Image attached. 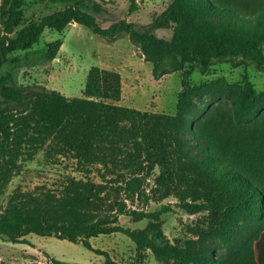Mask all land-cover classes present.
I'll list each match as a JSON object with an SVG mask.
<instances>
[{
	"label": "trees",
	"instance_id": "1",
	"mask_svg": "<svg viewBox=\"0 0 264 264\" xmlns=\"http://www.w3.org/2000/svg\"><path fill=\"white\" fill-rule=\"evenodd\" d=\"M32 1L66 6L25 20L29 0H1L0 68L13 52L39 41L46 27L63 31L76 22L110 41L129 34L158 79L187 64L202 73L223 62L264 71V0H172L148 23L124 18L107 27L96 17L106 11L98 0ZM137 9L132 0L130 10ZM163 29H172L171 36L157 34ZM61 45V39L48 43L45 58L55 59ZM207 86H187L171 114L120 104L121 72L99 65L91 67L82 97L18 83L11 72L1 74L0 192L23 162L41 150L53 162L75 160L84 173L96 169L101 180L66 175L53 186H17L0 211V233L14 243L26 242L29 233L82 242L103 253L106 264L122 263L94 247L91 239L118 231L163 264H259L255 241L264 232V121L256 119L264 117V91L257 92L251 81L230 89L233 119L247 130L238 136L196 120L201 110L196 99L204 97ZM156 167L161 169L157 197L174 194L181 208L192 214L208 211L217 225L207 232L196 230L198 239L178 243L162 226V213L172 209L170 204L151 211L131 208L128 200L144 194L143 172ZM123 214L149 222L143 228L127 227L120 222Z\"/></svg>",
	"mask_w": 264,
	"mask_h": 264
},
{
	"label": "rangeland",
	"instance_id": "2",
	"mask_svg": "<svg viewBox=\"0 0 264 264\" xmlns=\"http://www.w3.org/2000/svg\"><path fill=\"white\" fill-rule=\"evenodd\" d=\"M106 7L102 14H96L98 22L107 27L111 23L128 19L145 24L160 13L172 0H137L138 9L131 11L132 0H98ZM1 2V0H0ZM59 2L29 0L24 7L25 20H38L43 15L64 8ZM1 29V25H0ZM158 35L170 37L172 29L156 31ZM62 40V45L53 60L44 56L48 43ZM12 59L0 68V75L11 72L15 80L22 84L36 83L39 86L57 89L68 97L84 96L87 75L94 65L115 69L121 72L123 79V97L120 104L132 106L151 112L175 114L179 95L187 86L208 84L203 98L196 99L201 110L196 120L201 124L218 128L221 132H231L238 136L247 132L246 127L238 126L233 119L234 99L230 89L236 84L251 81L257 92L264 91V71L254 65L234 67L223 62L213 65L206 73L187 64L184 70L174 71L156 78L153 64L147 61L140 48L125 33L117 40L110 41L89 27L71 22L63 31L46 27L39 41L29 49L13 52ZM258 120V121H257ZM264 121L259 115L256 122ZM255 122V124H256ZM253 124L247 127L253 129ZM218 130L215 133L222 134ZM22 170L15 174L11 181L0 192V211L6 206L11 193L17 186L33 189L37 185L49 186L59 184L66 175L93 177L101 180V173L92 171L87 174L80 171L75 160L62 158L58 162L47 160L44 150L35 158L23 162ZM161 173L160 167L146 169L143 191L149 195H137L129 199L131 208H143L147 211L160 209L165 204L171 210L162 213V226L174 242L184 243L187 239H198L196 230L210 231L216 224V218L208 211L189 213L177 203L178 197L171 194L163 199L159 194L156 176ZM122 225L131 228L145 227L149 219L135 220L128 214L120 217ZM249 233V231H247ZM26 242L14 243L0 233V264H54L51 257L85 264H106V256L86 247L82 242H73L56 236H42L29 233ZM94 247L108 251L122 264H163L151 250H140L136 243L124 232L100 234L93 237ZM221 252L227 253L226 249Z\"/></svg>",
	"mask_w": 264,
	"mask_h": 264
},
{
	"label": "crops",
	"instance_id": "3",
	"mask_svg": "<svg viewBox=\"0 0 264 264\" xmlns=\"http://www.w3.org/2000/svg\"><path fill=\"white\" fill-rule=\"evenodd\" d=\"M255 252L259 264H264V232L255 241Z\"/></svg>",
	"mask_w": 264,
	"mask_h": 264
}]
</instances>
